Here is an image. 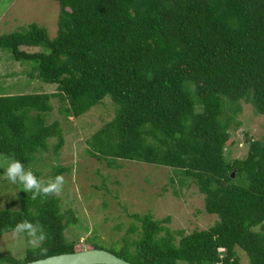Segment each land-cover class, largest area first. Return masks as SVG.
Segmentation results:
<instances>
[{
    "label": "trees",
    "instance_id": "trees-1",
    "mask_svg": "<svg viewBox=\"0 0 264 264\" xmlns=\"http://www.w3.org/2000/svg\"><path fill=\"white\" fill-rule=\"evenodd\" d=\"M54 1V36L37 22L0 34L1 50L33 63L29 78L56 84L50 93L0 89V152L28 164L55 137L58 156L63 132L47 120L50 98L65 117H78L108 97L114 117L86 137L87 154L108 167L135 160L172 168L217 219L184 233L167 228L169 216L133 213L139 226L128 231L136 235L107 250L135 264H241V249L247 264H264V134L245 136L242 158L226 148L240 100L264 114V0ZM51 165L50 178L72 168ZM22 192L19 209H0V239L23 219L38 221L46 252L0 250V264L82 249L79 238H65L78 218L59 196Z\"/></svg>",
    "mask_w": 264,
    "mask_h": 264
},
{
    "label": "rangeland",
    "instance_id": "rangeland-1",
    "mask_svg": "<svg viewBox=\"0 0 264 264\" xmlns=\"http://www.w3.org/2000/svg\"><path fill=\"white\" fill-rule=\"evenodd\" d=\"M59 4L54 0H0V34L20 29L31 22L44 26L52 37L57 31ZM31 61H17L0 49V89L5 93L54 92L56 84L29 78L25 73ZM53 105L47 120H59L64 143L59 155L53 151L55 137L48 138L46 151L37 152L32 161L24 164L40 179L50 178L52 165H70L69 173H63L65 184L59 195L61 208H71L78 218L76 224L65 228L67 240L78 239L85 248V239L94 248L109 249L121 245L123 238L136 235L129 232L131 223L139 226L133 213L151 212L154 218L170 217L165 223L171 231L211 226L217 216L204 210L203 195L194 183L180 185L179 175L163 165L148 164L135 160H123L118 166L108 167L87 154L86 137L114 117L115 105L105 97L78 117H65L58 110L60 101L52 96ZM241 109L230 123L229 141L226 146L229 158H242L246 154V135L261 138L264 134V114L254 112L250 103L240 100ZM5 158L13 157L0 152V209H19L22 186L3 178ZM36 175V174H35ZM27 244L24 239L14 238L5 232L0 239V250H10L15 256L24 255ZM87 248V247H86ZM241 264L248 259L237 249Z\"/></svg>",
    "mask_w": 264,
    "mask_h": 264
},
{
    "label": "clouds",
    "instance_id": "clouds-1",
    "mask_svg": "<svg viewBox=\"0 0 264 264\" xmlns=\"http://www.w3.org/2000/svg\"><path fill=\"white\" fill-rule=\"evenodd\" d=\"M3 178L12 184L21 185L25 192L32 193V199L59 196L65 184L64 176L60 174L47 180L38 178L30 168L26 169L25 165L15 158H5ZM255 230L258 231L259 226H256ZM11 232L14 238L26 240L33 249L40 248L41 252H46L42 245L47 239V233L38 221L23 219L14 225Z\"/></svg>",
    "mask_w": 264,
    "mask_h": 264
},
{
    "label": "water",
    "instance_id": "water-1",
    "mask_svg": "<svg viewBox=\"0 0 264 264\" xmlns=\"http://www.w3.org/2000/svg\"><path fill=\"white\" fill-rule=\"evenodd\" d=\"M234 176V172L231 173ZM22 264H135L103 248H82L78 251L63 252Z\"/></svg>",
    "mask_w": 264,
    "mask_h": 264
}]
</instances>
